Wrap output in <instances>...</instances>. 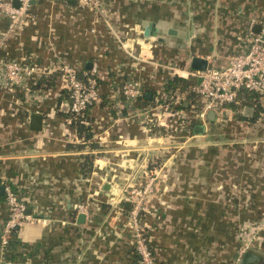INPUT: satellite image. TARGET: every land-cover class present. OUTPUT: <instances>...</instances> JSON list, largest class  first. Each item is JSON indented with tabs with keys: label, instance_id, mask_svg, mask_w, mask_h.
Instances as JSON below:
<instances>
[{
	"label": "crops",
	"instance_id": "0c3cea01",
	"mask_svg": "<svg viewBox=\"0 0 264 264\" xmlns=\"http://www.w3.org/2000/svg\"><path fill=\"white\" fill-rule=\"evenodd\" d=\"M109 8L100 15L75 0H35L36 23L4 38L7 20L0 19V61L34 59L51 69L29 83L50 95L32 104L22 91L0 85V229L5 185L32 217L16 229L0 264H138L127 213L112 199L151 174L156 181L143 224L154 264H240L239 231L264 216V127L254 119L264 110L227 106L222 120L221 110L207 111L205 124H189L188 142L171 147L164 129L128 116L120 89L140 78L144 95L150 93L147 106L173 108L176 99L186 106L178 89L160 95L164 67L197 80L192 57H203L207 67L226 65L244 49L250 25L259 30L264 0H109ZM150 23L156 34L145 37ZM112 32L127 39L123 48ZM61 63L99 69L103 100L86 112L88 138L70 124L68 91L56 69ZM245 106L252 107L249 116ZM32 114L42 116L39 130L31 129ZM197 125L202 133H194ZM82 202L89 207L80 219ZM254 244L251 264H264V241Z\"/></svg>",
	"mask_w": 264,
	"mask_h": 264
},
{
	"label": "built area",
	"instance_id": "2783aa9c",
	"mask_svg": "<svg viewBox=\"0 0 264 264\" xmlns=\"http://www.w3.org/2000/svg\"><path fill=\"white\" fill-rule=\"evenodd\" d=\"M14 1L18 5H15ZM75 2L77 7L90 8L100 15V12L108 14L111 11L109 0H75ZM32 4L31 0H0V19L7 20L5 31L1 32L3 38L7 35L21 33L29 25L36 23ZM259 24L260 28L256 32H253V25H250L244 49L230 54L226 65L220 68L206 67L203 71L197 70L192 73L197 80L189 86L188 92L196 96L199 102L198 107L179 111V109L170 108L168 103L159 102L153 106L142 104L140 102V98L144 95L142 80L133 78L125 81L120 89L128 116L143 122H154L158 132L165 130V135L162 134V136L173 147L172 144L181 145L188 142L191 122L199 120L205 124L207 122L206 112L210 110H221V120L225 119V113H228L225 109L226 105L241 106L246 101L245 93L252 96L253 107L264 110V19L259 21ZM112 34L123 48L127 39L121 40L119 34L113 32ZM125 52L134 57L137 62L140 61L141 65L147 64L143 55H136L128 50ZM164 68L167 70L163 72L162 86L176 74L173 72L174 67L168 65ZM56 69L62 73L61 88H66L68 91L69 111L73 117L83 115L84 111L103 100L98 82L100 73L96 66H93L90 72H86L75 66L61 63ZM153 69L156 71L153 73L157 74L160 67L156 64ZM50 71V68L40 66L34 59L29 62L4 59L0 61V85L10 92L22 91L26 95V101L32 104L38 99L50 96L45 89H31L32 84ZM30 82H32L31 86ZM160 95L165 98V90L162 89ZM180 101L176 99L173 104L180 103ZM257 118V122L264 127V111ZM155 178L154 174H151L143 182L122 190L120 196L112 199V203L119 211L124 210L121 203L129 204L127 223L131 232L132 247L138 257V264H154L156 260L155 249L149 245L146 227L141 218L147 207V198L153 191ZM4 200L7 216L0 229V263L7 260V248L16 229L26 220H32L30 214H25L26 204L19 199L9 185L4 186ZM88 207V202H82L76 205V210L86 215ZM262 240L264 241V216L258 221L246 223L241 227L237 238L240 244L237 248V260L246 250L256 248L255 242Z\"/></svg>",
	"mask_w": 264,
	"mask_h": 264
},
{
	"label": "trees",
	"instance_id": "16d2710c",
	"mask_svg": "<svg viewBox=\"0 0 264 264\" xmlns=\"http://www.w3.org/2000/svg\"><path fill=\"white\" fill-rule=\"evenodd\" d=\"M196 82L195 78H193L192 76H188V77H182L179 76L177 74H174L171 78H169L163 85V90H165L166 93L170 94L173 91H175L176 89H178L180 92H184L185 93V102H186V106L183 105V101H181L180 105H173V108H177V107H183L184 109H191V108H196L199 105V102L196 98V96L191 93L188 92V88L189 86L193 85ZM41 84H48L47 80H43L40 82ZM38 85V84H37ZM252 96L248 95V93H245V99L246 101H244L242 104H247V105H253V101H251ZM147 97L145 95H143L140 98V102L142 104H147L148 103ZM241 104V105H242ZM226 106H233V107H240L237 105H226ZM86 112L84 111L83 115L79 116V117H71L70 120V124L71 126H73L75 129H77V132L80 134L81 132H84L85 134V138H88L91 136V133L89 132V128L88 126L83 122V121H87L86 120ZM256 119V118H254ZM253 119V120H254ZM255 248H250L248 250H246L239 258L240 264H251L254 262V259H252V254L255 253ZM250 255V256H249Z\"/></svg>",
	"mask_w": 264,
	"mask_h": 264
},
{
	"label": "water",
	"instance_id": "95a60500",
	"mask_svg": "<svg viewBox=\"0 0 264 264\" xmlns=\"http://www.w3.org/2000/svg\"><path fill=\"white\" fill-rule=\"evenodd\" d=\"M67 2H73L74 0H65ZM35 2V0H31V3ZM14 4L15 5H18L16 3V1H14ZM258 28V25L254 26V30ZM256 31V30H255ZM144 36L147 37V36H154L156 34V28H155V25L153 23H150L149 25H147V27L145 28L144 30ZM190 66L193 68V69H196V70H199V71H203L206 69L207 67V62H206V59H204L203 57H197V56H194L192 57L191 59V64ZM149 92L146 93V96H149ZM252 110V107L250 106H245L243 108V112L242 114L245 115V116H249V113L250 111ZM41 120H42V116L39 115V114H32L31 117H30V126H31V129L33 130H39L40 127H41ZM194 133H202L203 132V126L201 125H197L196 127H194L193 129ZM0 193H3V186L0 185ZM125 205L127 206L128 203L125 202ZM30 209L27 207L26 210H25V214H30ZM84 217V214L83 213H80L79 215V218H83Z\"/></svg>",
	"mask_w": 264,
	"mask_h": 264
},
{
	"label": "rangeland",
	"instance_id": "374dc122",
	"mask_svg": "<svg viewBox=\"0 0 264 264\" xmlns=\"http://www.w3.org/2000/svg\"><path fill=\"white\" fill-rule=\"evenodd\" d=\"M155 181H156V180H154V182H155ZM153 185H154V184H153ZM118 196H120V195H117L116 197H118ZM123 203H124V202H123ZM120 205H121V204H120ZM128 205H129V204H128ZM128 205H127V206H128ZM123 208H124V207H123ZM127 210H128V208H127ZM127 210L124 209L123 211H126V213H127ZM126 216H127V214H126ZM141 218H143V214H142V217H141ZM239 245H240V244H238V246H239Z\"/></svg>",
	"mask_w": 264,
	"mask_h": 264
}]
</instances>
